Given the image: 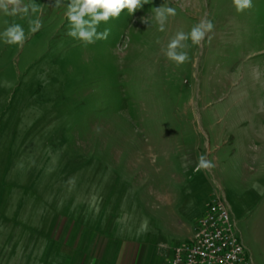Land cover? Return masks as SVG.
Returning a JSON list of instances; mask_svg holds the SVG:
<instances>
[{
    "label": "rangeland",
    "instance_id": "rangeland-1",
    "mask_svg": "<svg viewBox=\"0 0 264 264\" xmlns=\"http://www.w3.org/2000/svg\"><path fill=\"white\" fill-rule=\"evenodd\" d=\"M263 102L264 0H0V264H43L62 228L160 264L214 193L264 264Z\"/></svg>",
    "mask_w": 264,
    "mask_h": 264
},
{
    "label": "crops",
    "instance_id": "crops-1",
    "mask_svg": "<svg viewBox=\"0 0 264 264\" xmlns=\"http://www.w3.org/2000/svg\"><path fill=\"white\" fill-rule=\"evenodd\" d=\"M261 129L262 131L259 132ZM246 139L247 145L242 153H244L246 164L249 163L253 170L252 179L259 180L264 175V102L261 111L254 115L251 130L246 134ZM249 143L251 146L248 145ZM213 196L220 197L226 204L224 194L214 193ZM226 206L231 217L230 208L227 204ZM65 229L62 228L61 233H58V238L54 239L56 245L54 248L51 243L50 248L47 246L44 249L39 247V261L41 260L43 264H78L77 252L79 248L89 252L84 254L86 256L85 259H82V264H150L153 260L149 253L148 244L140 240L109 237L103 234L99 237V242H95V239L91 240V237L88 240L87 237L82 243H78L76 234L74 238L67 239V234L63 233ZM39 230L38 234H42L43 228ZM191 235L189 234L186 240L190 239ZM47 250L51 252L49 253ZM88 255L90 256L89 260L87 259ZM53 256L54 259L52 260L51 257ZM166 261L167 259L162 260L160 264H165Z\"/></svg>",
    "mask_w": 264,
    "mask_h": 264
},
{
    "label": "built area",
    "instance_id": "built-area-1",
    "mask_svg": "<svg viewBox=\"0 0 264 264\" xmlns=\"http://www.w3.org/2000/svg\"><path fill=\"white\" fill-rule=\"evenodd\" d=\"M165 264H252L237 238L226 204L214 196L197 219L190 239L170 251Z\"/></svg>",
    "mask_w": 264,
    "mask_h": 264
}]
</instances>
